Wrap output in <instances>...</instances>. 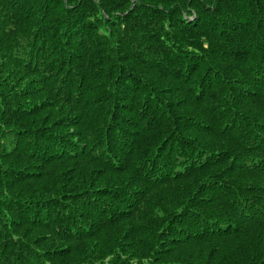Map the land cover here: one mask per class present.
Returning <instances> with one entry per match:
<instances>
[{"label":"trees","instance_id":"trees-1","mask_svg":"<svg viewBox=\"0 0 264 264\" xmlns=\"http://www.w3.org/2000/svg\"><path fill=\"white\" fill-rule=\"evenodd\" d=\"M0 264H264V0H0Z\"/></svg>","mask_w":264,"mask_h":264}]
</instances>
